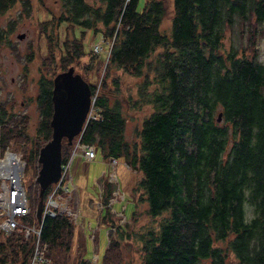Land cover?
I'll use <instances>...</instances> for the list:
<instances>
[{
    "label": "trees",
    "instance_id": "obj_1",
    "mask_svg": "<svg viewBox=\"0 0 264 264\" xmlns=\"http://www.w3.org/2000/svg\"><path fill=\"white\" fill-rule=\"evenodd\" d=\"M164 1L145 0L139 9L140 0H58L57 14L50 12L51 20L42 22L49 46L41 64L51 70L37 81L36 135L30 139L26 133L27 115L0 101V157L12 143L29 144L22 158L26 169L35 163L37 173L39 149L51 137L54 68L75 71L72 64L84 56L80 39L66 30L54 42V29L68 24L91 30L109 45L106 77L117 68L143 78L136 94L152 108L136 138L128 141L124 101L108 88L97 92L82 77L94 102L80 141L92 145L103 161L121 160L140 174L137 185L149 216L164 215L156 229L138 232L141 264H229L231 259L264 264V61L256 46L264 0H172L169 34L160 30ZM16 3L28 12L27 0H0V14ZM5 32L0 29V44ZM71 146L62 139V162ZM112 185L106 179L102 184L104 204ZM51 188L45 189L43 202ZM24 189L29 212L18 220L39 227V186L33 181ZM69 216L41 219L38 243L47 258L42 264H93L83 249H73ZM3 219L0 214V223ZM101 224H112L105 211ZM127 226H114L117 238L109 237L102 264L121 263V240L130 238ZM36 240L34 234L0 228V264H29Z\"/></svg>",
    "mask_w": 264,
    "mask_h": 264
},
{
    "label": "rangeland",
    "instance_id": "obj_2",
    "mask_svg": "<svg viewBox=\"0 0 264 264\" xmlns=\"http://www.w3.org/2000/svg\"><path fill=\"white\" fill-rule=\"evenodd\" d=\"M27 1L29 3L28 12L20 3H16L0 14V29L6 31L5 39L0 44V101L8 100V107L10 104L12 105L10 111L17 113V115H27L26 133L30 139H34L40 118L35 101L38 94L37 81L44 73L51 70L50 68H43L41 64L49 46V39L43 32L42 22L50 21L49 13L52 12L56 15L59 6L58 0ZM87 1L95 2V0ZM144 1L140 0L139 9H141ZM164 4L167 7L160 30L169 34L173 15L172 0H165ZM260 27L261 25L258 26V30ZM66 30H68L70 38L80 39L84 52V56L72 64L75 66L76 73L81 74L96 88L97 92L105 87L109 89L110 93L121 97L124 101L122 102L124 103L122 108L125 116L124 135L128 141L134 140L136 130L140 128L142 120L152 112L151 106L142 104L141 99L136 94L143 78L131 76L117 68H112L109 76L106 77V60L109 49L107 41H104L100 35L93 34L91 30H80L68 24H61L54 29L52 36L54 42L61 41ZM20 34H24L21 39L17 37ZM224 43L226 45L230 43L229 32ZM256 46L259 50L260 60L264 61V25L256 38ZM95 47H97L98 52H94ZM31 54L32 58L29 60ZM91 55L96 58L91 60ZM97 61L100 64H97ZM54 72L56 74L60 72L58 65L55 66ZM150 76L151 72L148 71L147 78ZM128 100L138 102L133 105L131 101L127 102ZM23 148L28 150L29 144L12 143L5 150L8 149L9 152L15 153L25 162L21 182L24 186H30L35 181L37 173H35V163H29L26 169V161L22 158ZM3 154L0 158L4 157ZM111 172L116 173L117 182L112 179V197L104 204L100 198L104 188H102V184L105 179L108 181ZM70 174L73 195L69 204L73 208V212L69 214V217L74 224L73 249L75 251L78 248L83 249L85 258L91 263L102 264L109 237L111 240L117 238L118 233L115 231V227L128 225L127 230L130 238L121 240L120 264H141L138 232L143 233L148 228L156 229L164 215L154 218L149 216L147 203L142 199V190L137 185L141 178L140 174L130 170L121 160H117L115 166L112 167L109 162L103 161L98 154L91 161L82 160L77 156L70 167ZM1 183L2 179H0V192L2 190ZM126 195H129V200ZM104 211L112 221L108 228L101 224ZM249 214L247 209V215ZM229 264H236V262L231 259Z\"/></svg>",
    "mask_w": 264,
    "mask_h": 264
},
{
    "label": "built area",
    "instance_id": "obj_3",
    "mask_svg": "<svg viewBox=\"0 0 264 264\" xmlns=\"http://www.w3.org/2000/svg\"><path fill=\"white\" fill-rule=\"evenodd\" d=\"M94 52H98L97 47H95ZM93 102L94 97L92 96V106L88 115L89 118L92 117ZM80 134L73 138L68 157L63 162L61 161L59 180L51 185V191L45 196L42 206L41 219L44 216L53 217L56 214L65 212L71 214L73 212V208L69 204V200L73 195L70 167L73 160L77 158V156L85 161H91L97 156L96 150L92 145L85 144L80 141ZM8 152V149L5 150L3 154L4 157L0 158V179H2V190L0 192V214L4 216L3 221L0 223V228L6 233H10L13 229H18V231H21L25 237L30 234H34L37 237V240L34 245L29 264H42L46 262L47 258L38 243L41 220L38 222L39 227L23 224L18 220L19 217L26 215L29 212V203L26 198L24 186L21 182L25 162L17 157L15 153L9 152L10 154L16 156L18 163L11 160L9 164L2 165V162L6 159ZM116 161L117 160L115 159H110L107 162L114 167ZM15 165L17 166V169H15L14 172ZM112 179L115 180L114 182H117L115 172H111L109 174L108 181H111L110 183L113 182ZM71 185L72 188L70 187ZM112 202L114 201L112 200Z\"/></svg>",
    "mask_w": 264,
    "mask_h": 264
},
{
    "label": "water",
    "instance_id": "obj_4",
    "mask_svg": "<svg viewBox=\"0 0 264 264\" xmlns=\"http://www.w3.org/2000/svg\"><path fill=\"white\" fill-rule=\"evenodd\" d=\"M19 39L24 34L17 36ZM53 111L50 119L51 137L39 149L37 162L39 169L35 181L39 186L36 219L41 220L43 196L45 189L59 180L61 172L62 139L67 145L79 135L89 118L92 95L89 84L70 66L57 73L52 79ZM221 120V113L217 121ZM17 180V179H16Z\"/></svg>",
    "mask_w": 264,
    "mask_h": 264
},
{
    "label": "bare ground",
    "instance_id": "obj_5",
    "mask_svg": "<svg viewBox=\"0 0 264 264\" xmlns=\"http://www.w3.org/2000/svg\"><path fill=\"white\" fill-rule=\"evenodd\" d=\"M11 160H14L15 163H18V160H16V156L10 154L9 152L7 153L6 155V159L3 160L2 162V165H6V164H9L11 162ZM15 169H17V166L15 165L14 166V172H15Z\"/></svg>",
    "mask_w": 264,
    "mask_h": 264
}]
</instances>
